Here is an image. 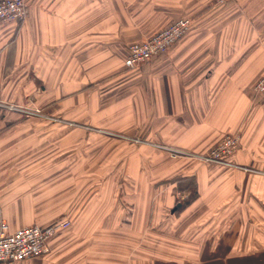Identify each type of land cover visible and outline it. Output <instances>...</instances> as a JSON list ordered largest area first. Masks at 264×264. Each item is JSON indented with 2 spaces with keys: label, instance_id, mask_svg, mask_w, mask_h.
Wrapping results in <instances>:
<instances>
[{
  "label": "crops",
  "instance_id": "crops-1",
  "mask_svg": "<svg viewBox=\"0 0 264 264\" xmlns=\"http://www.w3.org/2000/svg\"><path fill=\"white\" fill-rule=\"evenodd\" d=\"M27 4L25 22L0 24V99L35 100L68 127L130 142L131 175H147L149 197L94 199L89 188L84 201L60 200L55 220L54 183L44 186L55 175L54 143L44 152L39 138L32 149L21 136L25 151L0 153V225L71 226L51 239L49 255L17 264H264V95L255 93L264 0ZM182 19L193 26L167 54L126 68L132 45ZM229 134L241 137L231 165L203 164ZM164 156L175 168L161 174ZM157 175L174 177L177 192L188 188L177 179L194 178L198 198L183 209L173 194L170 207L156 202Z\"/></svg>",
  "mask_w": 264,
  "mask_h": 264
},
{
  "label": "rangeland",
  "instance_id": "rangeland-1",
  "mask_svg": "<svg viewBox=\"0 0 264 264\" xmlns=\"http://www.w3.org/2000/svg\"><path fill=\"white\" fill-rule=\"evenodd\" d=\"M15 99L14 102L0 99V153L8 151L7 149L10 153L25 151V146L20 142L23 135L28 138L25 139L31 140L28 147L32 149L36 146L34 140L37 138L38 147L44 152L51 153L54 143L55 175L54 177L45 175L44 186L51 188L50 184L54 183L55 220L59 212L64 211L58 208L60 200L84 201L89 197V188H92L91 196H94V199L103 193L111 200L116 199L129 204L148 200L147 175L144 177L131 175L134 171L133 161L126 160L127 154L133 150V144L125 143L126 141L123 143L113 132L107 135L100 131L68 127L62 117L55 116V108L49 112L35 100L22 104L19 97ZM52 124L54 129L51 128ZM52 132H55V135H52ZM9 138L10 141L7 140ZM5 145L7 149L4 150ZM168 159L171 160L169 157ZM169 160L164 156L158 167H162L161 170L164 166L175 168ZM177 163L180 166L181 162ZM158 167L157 172L162 174L163 170H158ZM41 179L39 178L40 181ZM174 179L157 175L156 180L150 183L151 191L152 185H156L154 191L156 202H167L170 207V202H173L171 194L174 195L176 205L187 204L190 201L193 190L187 194L173 191L169 181ZM66 188H75L76 191L67 193ZM166 214L169 215V211Z\"/></svg>",
  "mask_w": 264,
  "mask_h": 264
},
{
  "label": "built area",
  "instance_id": "built-area-1",
  "mask_svg": "<svg viewBox=\"0 0 264 264\" xmlns=\"http://www.w3.org/2000/svg\"><path fill=\"white\" fill-rule=\"evenodd\" d=\"M231 0H217L224 4ZM28 18L27 0H0V24L23 23ZM193 21L182 19L172 23L162 32L148 40L132 45L125 66L134 70L154 58L167 54L170 49L182 40L191 30ZM256 95H264V75L255 86ZM241 137L225 135L200 160L205 165H231L232 158L239 152ZM71 226L70 221L44 228L31 225L11 231L6 222L0 225V264H17L34 258H43L50 254L51 239Z\"/></svg>",
  "mask_w": 264,
  "mask_h": 264
},
{
  "label": "trees",
  "instance_id": "trees-1",
  "mask_svg": "<svg viewBox=\"0 0 264 264\" xmlns=\"http://www.w3.org/2000/svg\"><path fill=\"white\" fill-rule=\"evenodd\" d=\"M232 161V160H231ZM177 183L179 184H187V187L188 188H180V185L178 186V189L180 190V192H186V191H190V190H193V193H192V198L190 199V201L187 202V204H184L182 209L184 207H186L188 204L192 203L193 201H195L198 196H197V187H196V181L194 178H189V179H186V178H182V179H177L176 180ZM186 190V191H185Z\"/></svg>",
  "mask_w": 264,
  "mask_h": 264
},
{
  "label": "water",
  "instance_id": "water-1",
  "mask_svg": "<svg viewBox=\"0 0 264 264\" xmlns=\"http://www.w3.org/2000/svg\"><path fill=\"white\" fill-rule=\"evenodd\" d=\"M180 207V206H179Z\"/></svg>",
  "mask_w": 264,
  "mask_h": 264
}]
</instances>
